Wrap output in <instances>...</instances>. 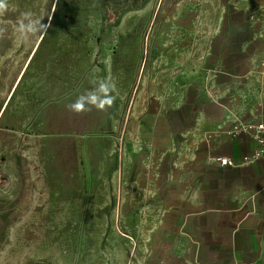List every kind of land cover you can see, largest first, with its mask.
Segmentation results:
<instances>
[{
  "label": "rangeland",
  "instance_id": "374dc122",
  "mask_svg": "<svg viewBox=\"0 0 264 264\" xmlns=\"http://www.w3.org/2000/svg\"><path fill=\"white\" fill-rule=\"evenodd\" d=\"M105 1L7 0L8 9L0 15V25L7 28L0 38V264L176 262L175 251L165 249L168 234L159 228V209L145 188L144 167L160 165L155 159L159 149L141 146L133 154V132L143 141L149 126L165 130L155 121L159 101L173 103L177 91L168 88L171 79L165 81L179 71L174 63L167 66L166 61L177 59L167 58L165 51L175 50L192 18L212 17L207 7L212 4L109 0L121 12L104 31ZM197 2L205 8L197 10ZM24 12L45 24L52 17L42 39L17 38L15 26ZM65 39L70 42L65 71L51 69L52 59L64 56L58 46ZM83 49L87 57L71 80V103L92 87V77L114 81L117 98L106 111L93 108L80 114L58 103L52 109L58 118H46L54 130L39 137L44 120L35 105L19 120L16 104L31 87L33 93L35 81L42 83L49 67V88L53 86L55 100L64 97L68 64L75 74ZM54 71L63 80L53 82ZM65 98L69 102L68 93ZM135 101L142 103V112L137 107L133 124ZM145 101L152 113L144 111ZM65 109L66 122L59 118Z\"/></svg>",
  "mask_w": 264,
  "mask_h": 264
},
{
  "label": "crops",
  "instance_id": "0c3cea01",
  "mask_svg": "<svg viewBox=\"0 0 264 264\" xmlns=\"http://www.w3.org/2000/svg\"><path fill=\"white\" fill-rule=\"evenodd\" d=\"M209 2L213 16L192 18L175 50L165 51L167 58L177 59L166 61L167 66L179 68L165 81L171 79L168 88L177 91L173 103L162 97L159 101L155 121L165 130L149 126L143 141L133 132V154L141 146L159 149L155 159L160 165L144 167L145 188L147 199L159 209V228L168 234L165 249L175 251V264H264V158L243 163L256 150L255 143L245 135L227 136L234 124L259 122L264 112V0ZM200 4L197 10L205 8ZM68 43L59 44L64 56L54 57L51 69L65 71ZM86 54L83 49L75 74L68 64L64 97L55 100L49 67L42 83L35 81L33 93L31 87L16 104L18 118L31 114L35 105L44 120L38 125L39 137L54 130L46 118H58L53 113L57 104L71 103V80ZM58 72L53 82L63 80ZM138 102L132 105L133 124L142 112ZM147 107L145 101L144 111L152 113ZM59 118L67 121V109ZM220 156L234 164L219 165L215 159Z\"/></svg>",
  "mask_w": 264,
  "mask_h": 264
},
{
  "label": "clouds",
  "instance_id": "9594fccd",
  "mask_svg": "<svg viewBox=\"0 0 264 264\" xmlns=\"http://www.w3.org/2000/svg\"><path fill=\"white\" fill-rule=\"evenodd\" d=\"M7 9V0H0V15H3ZM51 19L52 17H49V23L45 24L42 23V19L34 18L29 12L22 13L15 26L17 38L21 41H27L34 36L42 39L51 26ZM6 31V26L0 25V38L4 37ZM89 82L92 87L78 95L74 102L66 105L68 111L80 114L89 112L93 108L98 111H106L113 106L117 98L114 95L115 82L110 78L98 79L96 77H92Z\"/></svg>",
  "mask_w": 264,
  "mask_h": 264
},
{
  "label": "built area",
  "instance_id": "2783aa9c",
  "mask_svg": "<svg viewBox=\"0 0 264 264\" xmlns=\"http://www.w3.org/2000/svg\"><path fill=\"white\" fill-rule=\"evenodd\" d=\"M253 17H249L248 20L251 21ZM261 65L264 66V55L262 56ZM245 135L250 140H252L256 147L250 155L243 157L242 162L248 164H254L264 158V112L262 118L259 122L255 123H237L227 132V136L231 138H236L238 136ZM216 162L223 166H232L234 164L233 160L228 157H217Z\"/></svg>",
  "mask_w": 264,
  "mask_h": 264
},
{
  "label": "trees",
  "instance_id": "16d2710c",
  "mask_svg": "<svg viewBox=\"0 0 264 264\" xmlns=\"http://www.w3.org/2000/svg\"><path fill=\"white\" fill-rule=\"evenodd\" d=\"M105 7L106 19L103 27L104 31L108 30L112 25L117 23L119 13L121 12V8L117 7L114 3H110L109 0L105 1Z\"/></svg>",
  "mask_w": 264,
  "mask_h": 264
}]
</instances>
